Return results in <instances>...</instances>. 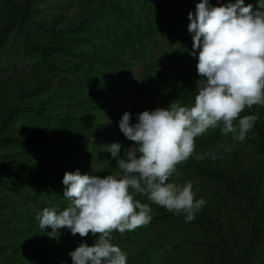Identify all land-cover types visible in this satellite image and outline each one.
<instances>
[{
  "label": "trees",
  "instance_id": "1",
  "mask_svg": "<svg viewBox=\"0 0 264 264\" xmlns=\"http://www.w3.org/2000/svg\"><path fill=\"white\" fill-rule=\"evenodd\" d=\"M211 1L216 6L229 2ZM199 2L92 0L91 13L79 5L73 11L74 21L71 19V23L76 26L73 28L71 25H60V20L66 15H61L57 9L59 0H0V66L8 55L16 54V58L19 55L21 58L30 54L38 63L64 71L60 61L67 60L65 56L70 53L74 61L66 65L69 73L78 80L75 82L86 87L92 98L96 99L113 91V80L127 82L132 76L129 69H133L139 61L144 67L141 94L146 106L153 98L157 99L165 93L164 103L170 105L178 101L181 106H187L194 101L196 81L199 79L197 59L191 55L193 40L188 31V16L190 12H195ZM256 2L245 0V5L255 6ZM151 8L152 13L144 16V12ZM155 18L160 21L155 23ZM162 22L166 25V28L163 26L166 38L177 39L172 42L177 44L176 50L169 49L167 53L173 61L179 57V62H183L179 67L181 69L173 65L170 73L165 69L159 70L161 65L158 60L164 57L157 46V28ZM140 48H143L141 52ZM37 72L35 76L28 75V81L26 74L8 71L5 75L0 74V183L3 179H8L10 183L9 189L3 193L0 187V261L17 254L10 264H65L69 258V248L73 245L69 244V240L62 243V236L51 239L47 233L52 229L48 227L42 230L37 215L45 207L64 209L68 206L69 202L63 198L65 188L61 187V183L71 161L77 158L81 163L98 160L100 166L119 169L111 154L109 162L105 163V156L99 155L95 148L86 152L83 141L70 139L67 132L63 133L67 131L65 122L79 131L80 139L90 132L89 128L95 131L94 120H88L84 111L89 105L85 103L86 100H80L78 104L75 99L70 100L66 90L52 85L48 73ZM30 80L35 81V85L32 86ZM12 86L19 98L10 102L8 96ZM26 91L31 92L30 98L24 97ZM61 97L70 100L69 106L75 105L73 109L79 115L67 114L64 107L57 105ZM170 98L171 103L168 102ZM255 106L248 108L247 115H259L254 128L257 127V131L264 134V111L261 112ZM124 113L121 110L112 119L114 137L122 134L119 120ZM55 119L58 123L53 124ZM132 122L135 123V119ZM47 137L59 145L53 157L45 153L44 141ZM121 144L124 146L122 157L128 147L126 143ZM60 147L62 150L57 149ZM259 148L264 153L262 144ZM59 159L62 167L58 163ZM49 166H57L58 171L53 169L49 173ZM261 169V165L257 167L254 163V167L247 170L249 173L244 182L232 176L225 179L234 192L244 191L243 195L248 201L259 206L250 239L233 256V264H264V218H261L264 205L259 203L263 194ZM28 183L32 184V188H24ZM15 186L18 190L13 191ZM137 197L141 201L146 200V196ZM220 243L223 250L230 255L235 254L228 239L222 237ZM89 244L91 246L94 243ZM21 253L27 255L22 257Z\"/></svg>",
  "mask_w": 264,
  "mask_h": 264
},
{
  "label": "clouds",
  "instance_id": "2",
  "mask_svg": "<svg viewBox=\"0 0 264 264\" xmlns=\"http://www.w3.org/2000/svg\"><path fill=\"white\" fill-rule=\"evenodd\" d=\"M188 19L199 77L194 104L174 101L168 107L145 110L136 115L135 123L125 112L119 129L134 143L122 157L120 142L104 146L119 171L106 176L82 174L79 169L66 172L62 183L68 206L45 207L36 217L42 230L52 229L47 235L53 238L58 239L64 228L74 236L100 234L91 246L83 241L69 253L72 264H127L128 254L111 242L112 233L150 223L153 208L138 195L175 215L183 214L186 222L194 220L206 201L195 197L191 181L170 182L177 165L192 156L196 138L210 128L223 124L224 134L244 141L259 119L258 114L241 113L253 105L264 106V0L255 6L245 5V0L219 6L200 0ZM218 148L230 150L223 144ZM206 155L216 158L210 152L196 159Z\"/></svg>",
  "mask_w": 264,
  "mask_h": 264
},
{
  "label": "rangeland",
  "instance_id": "3",
  "mask_svg": "<svg viewBox=\"0 0 264 264\" xmlns=\"http://www.w3.org/2000/svg\"><path fill=\"white\" fill-rule=\"evenodd\" d=\"M210 3L212 1L210 0ZM81 6L83 9H89L93 7L92 0H59L58 11L61 15L66 17L60 20V25L64 27L75 28L72 25L71 19L73 11L77 9V6ZM151 10L144 12V16L151 14ZM142 15L143 13L140 12ZM74 16V14H73ZM159 16V14H158ZM160 18V17H159ZM155 23L159 22V19H154ZM164 22L157 28L158 48L163 59H159L160 69H165L167 73L171 72L173 65L177 66L176 69L181 67L183 62H179V57L176 60L170 58L169 49L176 50L177 44L172 42L177 39L166 38V34L163 30ZM166 26V25H165ZM164 26V27H165ZM161 27V28H160ZM166 28V27H165ZM143 48H140L141 52ZM9 54V53H8ZM140 56V54H137ZM67 60H62L60 63L64 66L62 68H49L46 65L38 63V60L28 55H23L20 58H16V54L8 55L0 66V74L11 72L12 74L21 73L26 74V80L29 76H35L37 71L46 72L50 75L53 86H58V89H64L67 91L66 96L70 100H74L78 104L80 100H86V104L89 106L84 108L86 111V117L88 120H94L95 129L89 128L90 132L84 134V138L80 139L78 135L79 131L73 128V125L64 123L67 127V135L70 139L77 138L78 141L85 143V151L89 152L92 147L99 155H104V162H109L110 153L106 152L104 146L113 142L126 143L127 147H130L134 142L129 141L123 133L120 136H113V122L112 119L119 114V111L130 112L133 119H135L138 113L145 110H154L157 107H168L169 105L164 103V97L166 95L152 99V103L146 106L142 94L141 84L143 82V65L138 61L133 63V69H129L131 72V78L127 82H118L113 80V91L108 95L98 96L96 99L92 98V94L83 85L75 82L78 80L73 79V76L67 69L70 61H74V56L67 53L65 56ZM197 62V60L195 61ZM64 63V64H63ZM67 65V66H66ZM181 69V68H179ZM7 70V71H6ZM28 81V80H27ZM31 85H35V81H29ZM147 84V79L145 80ZM112 86V85H111ZM12 88L9 91L8 100L10 102L15 101L17 96V90ZM27 94V96H25ZM25 98H30L31 92L26 91ZM0 93V104L1 100ZM3 99V98H2ZM64 97L57 100V105L60 104L64 107L67 114H76L73 109L75 105L69 106V101ZM3 101H7L3 100ZM8 102V103H10ZM172 102V98L168 100ZM134 107H132V105ZM194 101H191L187 106H192ZM103 105V108H101ZM2 106V105H0ZM131 106V107H130ZM257 109L264 110V106L256 105ZM55 111L57 108L55 107ZM248 108L241 113V116L247 115ZM55 119L53 124L58 123ZM223 124L215 128H210L204 135L197 137L195 140V152L192 156L183 163L177 165L176 171L170 177V182L183 185L186 182L191 181L193 184V191L196 198H203L206 203L200 211L195 215V219L191 222H186L183 214L175 215L169 212L166 208L152 204L150 201H141L142 203H149L153 208V218L150 223L137 227L135 230L125 231L121 234L118 230H114L112 233V243L119 246L122 251L128 254L127 264H233V256L237 255L245 245V242L250 239L253 224L255 222V213L259 209V206L254 203H250L248 199L243 195L244 191H233L226 182V177L232 176L235 180L244 182L247 177L248 169L254 167V163L257 167L261 165L263 171H261V177L263 178L262 184V201L259 203L264 205V153L260 151V144L264 146V134L257 131V127L253 128L246 136L244 141H237L233 138L232 133L224 134L222 132ZM94 131V132H93ZM73 133L75 134L74 137ZM223 144L228 147L229 151H223L218 148V145ZM45 153L47 155L55 156L54 150L59 145L54 142L51 137H47L44 141ZM57 149H61L57 148ZM62 150V149H61ZM210 152L216 153V158L213 159L211 155H206L204 159H196L197 155L206 154ZM78 157V156H77ZM78 160V161H77ZM73 160L68 164L67 172H74L79 169L82 174L91 173L100 176H106L107 174H113L119 170H111L110 166H100L99 161L89 163H81L79 158ZM75 162V163H73ZM59 165L62 167L61 160H58ZM50 167V168H49ZM47 169L49 173L55 169L58 171L57 166H49ZM94 170V171H93ZM9 180L3 179L0 183L2 193L9 189ZM61 187H66L61 183ZM20 188V186H19ZM24 188H32V184L28 183V186ZM245 189V188H244ZM18 190L15 186L13 191ZM32 192V191H31ZM0 192V195L2 194ZM144 196V195H140ZM137 199H140L136 197ZM141 200V199H140ZM33 205V204H32ZM34 206V205H33ZM264 218V215L261 218ZM23 231L25 230V224H23ZM8 229V228H6ZM5 229V230H6ZM67 228L60 230L62 243L65 244L69 240V244L73 245L69 248L68 255L74 251L83 241L87 243H94L99 235L95 237L91 233L87 237H80L79 234L75 236L70 234ZM226 238L234 247L233 255H230L228 251L223 250L221 247V238ZM53 239V237H51ZM259 243V242H258ZM257 243V246L259 244ZM90 245V244H89ZM262 248V247H260ZM33 251V248H31ZM22 257L27 254L21 253ZM68 261L65 264H72L71 256H68ZM17 258V254L10 256L9 259H3L0 264H10Z\"/></svg>",
  "mask_w": 264,
  "mask_h": 264
}]
</instances>
